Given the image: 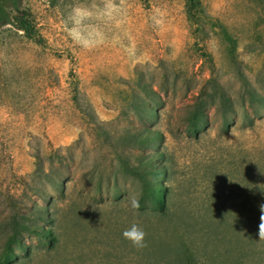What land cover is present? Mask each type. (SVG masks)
Masks as SVG:
<instances>
[{
    "label": "rangeland",
    "instance_id": "1",
    "mask_svg": "<svg viewBox=\"0 0 264 264\" xmlns=\"http://www.w3.org/2000/svg\"><path fill=\"white\" fill-rule=\"evenodd\" d=\"M74 2L5 1L0 257L177 264L183 245L203 264L264 257V0H200L197 30L185 0H117L127 11L122 45L134 57L112 44L73 46L61 21ZM215 82L227 107L212 96ZM137 98H149L157 116L140 118ZM144 129L157 139L130 140ZM132 223L146 233L141 248L121 235Z\"/></svg>",
    "mask_w": 264,
    "mask_h": 264
},
{
    "label": "clouds",
    "instance_id": "2",
    "mask_svg": "<svg viewBox=\"0 0 264 264\" xmlns=\"http://www.w3.org/2000/svg\"><path fill=\"white\" fill-rule=\"evenodd\" d=\"M127 11L122 3L117 0H98V2H87V0H75L64 13L61 21L66 37L71 44L82 50H92L112 44L122 46L128 56H135V48L123 46L122 40L125 34L122 26L126 21ZM154 26L162 23V14L159 9L150 16ZM139 193L129 197V206L133 210L140 207ZM264 212V205H261ZM122 237L129 241L133 247L141 248L145 245L146 233L137 223H132L125 228ZM259 238L264 239V214L261 216L259 225Z\"/></svg>",
    "mask_w": 264,
    "mask_h": 264
},
{
    "label": "trees",
    "instance_id": "3",
    "mask_svg": "<svg viewBox=\"0 0 264 264\" xmlns=\"http://www.w3.org/2000/svg\"><path fill=\"white\" fill-rule=\"evenodd\" d=\"M5 1L6 0H0V27L10 24V15L8 14V12L6 11L5 8ZM186 3V14H187V20L190 23V26L193 27V25H196V30L198 28H201V25H199L198 20H197V13L200 11L199 7H200V0H185ZM21 26H19L22 30H25V26L24 24H19ZM216 83V82H215ZM144 91H151V90H144ZM153 92V91H152ZM206 92V91H205ZM205 92L203 93V95L205 94ZM154 93V92H153ZM216 93H219L221 100H222V104L224 105V107H227L229 105V101L230 99L225 96L222 88L217 85H215V87H213V94L212 96H214ZM253 96V95H252ZM263 99V98H262ZM159 100V96L157 101ZM202 101L198 102L196 104V109L194 112V119L198 118L202 112ZM160 102H155V105H159ZM134 108L136 109L137 114H139L140 118H143L144 120L150 118V117H156L157 116V110L155 108V106L153 104H151V100L149 98H137V102L134 104ZM248 118V115L245 114V119ZM191 122H193L191 120ZM199 124H195L194 127H197ZM194 130V129H193ZM196 132V130H194ZM139 133V136L133 135L131 136L130 140H137L139 141V143L143 144L145 142H147L149 139H153L155 138L154 134H150L151 131L148 129H144V131H141ZM145 133V134H143ZM157 137L154 139L156 140ZM156 158V157H154ZM162 175V174H160ZM153 192L155 193V198H154V202L156 204V206H158L160 211H164L165 207V201H164V193L161 192V188L156 186L153 190ZM262 213V211H261ZM21 227H23V230L25 231H33V232H37L39 233V229L37 228H33L31 226H27L22 224ZM44 238L47 240V243L49 246H53L55 243V238L52 235H43ZM181 257L180 260L177 264H203L201 261L198 260V258L194 255V253L190 250L189 247L183 245L182 246V253H181ZM245 255V254H243ZM243 255H241V257H243ZM255 257L258 258L256 259V262H248L246 261L244 258H242V260H237L236 262L232 263V264H264V257L262 256V252L258 251L255 254ZM0 264H11V261L8 260L7 256L6 257H0ZM208 264V263H205ZM211 264V263H209Z\"/></svg>",
    "mask_w": 264,
    "mask_h": 264
}]
</instances>
